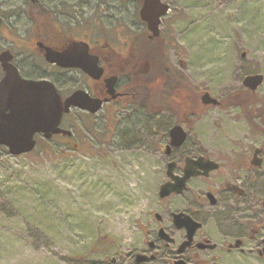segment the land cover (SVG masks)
<instances>
[{
    "label": "rangeland",
    "instance_id": "1",
    "mask_svg": "<svg viewBox=\"0 0 264 264\" xmlns=\"http://www.w3.org/2000/svg\"><path fill=\"white\" fill-rule=\"evenodd\" d=\"M26 1L0 0V52L11 47L23 77L56 80L63 93L73 89L70 78L77 75L45 66L33 45L39 34L45 38L46 32L58 31L61 37L96 44L116 40L112 29L119 22L137 29L134 2L40 0L55 15L48 13L46 31L41 25L35 30ZM161 1L169 7L160 25L169 39L165 61L191 86L221 98L242 85L243 74L264 77V0ZM161 49L153 48L156 60ZM148 60H153L150 54ZM257 92L264 93V82ZM117 109L66 117L64 127L74 133L76 147H67L58 136L41 135L36 148L25 154L12 156L0 146V264H111L138 242L136 223L148 219L154 184L161 179L159 142L152 134L138 135V114ZM205 116L199 123L205 136H217L213 131L218 128L237 134L245 127L234 123V111L209 108ZM111 123L117 124L114 132L108 130Z\"/></svg>",
    "mask_w": 264,
    "mask_h": 264
},
{
    "label": "flooded vegetation",
    "instance_id": "2",
    "mask_svg": "<svg viewBox=\"0 0 264 264\" xmlns=\"http://www.w3.org/2000/svg\"><path fill=\"white\" fill-rule=\"evenodd\" d=\"M34 2L41 4L42 1ZM131 2L137 9V29L133 24L119 22L120 25L112 29L118 33L113 42L106 39L94 44L74 36L61 37L58 31L46 32L45 41L33 40L34 50L42 56L46 67L62 74L77 75L70 78L73 89L66 87L70 90L65 93L58 90L62 99L79 90L101 101L94 114L71 106L69 112L63 114L60 128H65L66 117L76 112L94 117L105 110L116 112L119 107L140 116L138 135L151 138L152 134L159 142L155 151L160 156L157 170L161 179L154 184V201L148 219L136 223L141 238L119 257H114L111 264H264V103L260 100L264 93L257 92L260 86L251 90L243 83L245 76L259 73L243 74L242 85L215 98L216 104L204 103L202 96L208 92L198 91L197 104L196 94L190 91L188 84L179 86L176 69L165 61L163 48L169 39L160 28L162 18L159 33L153 36L147 21L139 14L145 0L125 1ZM41 6L49 11L46 5ZM56 9L57 13H63L60 8ZM74 40L88 44V54L97 57L98 67L102 69L101 77L94 78L82 69L63 68L45 61L46 46L63 51ZM38 41L43 46H38ZM27 42L30 44L29 40ZM158 46L162 51L156 60L153 48ZM5 49L14 57L11 47L2 48ZM149 54L152 61L148 60ZM14 60L15 57L12 64L18 68ZM151 67L155 68L154 72L149 71ZM0 71L1 79L4 72L1 68ZM18 71L23 77L19 68ZM111 78L114 93L109 94L106 80ZM58 80L65 83L62 77ZM54 82L56 80H53L55 86ZM149 92L162 94L153 98L148 96ZM209 108L236 112L238 117L234 123H243L245 127L237 134L218 128L213 131L217 136L203 135L199 123ZM116 126L111 123L108 130L114 132ZM174 126L185 133L179 145L171 143ZM70 133L53 136L62 138L67 147H76V143L72 144L74 133ZM206 137L210 139L203 141ZM218 137L228 139L227 143L217 141ZM151 149L148 148L150 152ZM187 169H193L196 174L181 181ZM164 184L168 192L162 197L160 189ZM138 256L143 259L138 260Z\"/></svg>",
    "mask_w": 264,
    "mask_h": 264
},
{
    "label": "water",
    "instance_id": "3",
    "mask_svg": "<svg viewBox=\"0 0 264 264\" xmlns=\"http://www.w3.org/2000/svg\"><path fill=\"white\" fill-rule=\"evenodd\" d=\"M168 8L160 0H145L143 3L140 18L147 21L153 36L158 35L160 16L165 15ZM37 45L43 46L40 42ZM88 49L87 43L72 41L65 50L58 52L46 46L43 56L46 62L56 66L79 68L89 76L99 78L102 69L98 67L97 57L88 54ZM12 60L10 50L0 52V68L4 72L0 79V146L7 147L12 156L32 151L36 146L34 137L37 134H42L45 139H50L54 134L70 135L68 130L59 125L63 113L69 112L71 106L86 109L93 114L99 110L101 101L89 98L84 91L76 90L64 100L50 80L23 79ZM262 79V74H251L243 78V83L248 89L255 90L263 82ZM106 81L108 93H114L113 78ZM202 101L216 104V100L208 93L202 96ZM184 136L182 129L174 126L171 132L172 145L181 144ZM192 174L196 172L187 169L181 181ZM167 192V185L164 184L160 189V196L164 197ZM140 259L143 258L138 256V260Z\"/></svg>",
    "mask_w": 264,
    "mask_h": 264
},
{
    "label": "trees",
    "instance_id": "4",
    "mask_svg": "<svg viewBox=\"0 0 264 264\" xmlns=\"http://www.w3.org/2000/svg\"><path fill=\"white\" fill-rule=\"evenodd\" d=\"M27 5L29 6V10H28V12H29V14H28L29 15V20H32V22L35 24V30L36 29L38 30L39 27H40V25H41V28L40 29L43 28L42 31L43 30L45 31L46 29H48L46 27L47 26L46 25L47 24L46 22H48V21L51 20L50 19L51 15L50 16H47L50 11H48L47 9H43V7L41 6V4L38 3V2H31V1L28 0ZM50 14H51V12H50ZM50 26H52V24ZM39 32H40V30H39ZM69 37H72V35H70ZM36 39L37 40H40V41H45L44 40V37L42 36V34H39V36H37ZM170 68H172V67L170 66ZM149 71L150 72H152V71L154 72L155 71V68L151 67L149 69ZM176 75H177V78H178L179 86L182 87L183 85H187L188 84L190 86V88H189L190 91H193L194 94H196V103L199 104V94H198L197 88L194 87V86L192 87L190 85V83H188V80L184 76L183 73L179 74L177 72ZM160 94H162V93L161 92L160 93L159 92H155V93L154 92H149V95L148 96L153 97V98H157V97L160 96ZM175 100H179V98H175ZM260 100H261V102L264 103V96H261ZM154 101H157V99H155Z\"/></svg>",
    "mask_w": 264,
    "mask_h": 264
}]
</instances>
